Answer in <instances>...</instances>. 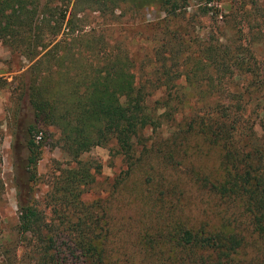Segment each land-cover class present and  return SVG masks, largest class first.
<instances>
[{
    "label": "trees",
    "instance_id": "1",
    "mask_svg": "<svg viewBox=\"0 0 264 264\" xmlns=\"http://www.w3.org/2000/svg\"><path fill=\"white\" fill-rule=\"evenodd\" d=\"M178 1L185 7L187 0H0V40L33 61L29 179L51 127L72 161L49 184V217L31 200L18 204L24 258L0 247V264H264V60L253 53L264 43V10L253 6L256 33L238 35L235 46L192 51L180 35L165 39L152 53L150 80L135 78L127 51L84 30L86 12L132 16L155 3L169 15ZM92 147L124 169L105 200L84 204L99 167L79 157Z\"/></svg>",
    "mask_w": 264,
    "mask_h": 264
},
{
    "label": "rangeland",
    "instance_id": "2",
    "mask_svg": "<svg viewBox=\"0 0 264 264\" xmlns=\"http://www.w3.org/2000/svg\"><path fill=\"white\" fill-rule=\"evenodd\" d=\"M176 3L179 8L169 15L155 3L132 16H120V11H116L114 17L86 12L87 26L84 30L94 28V34L100 33L108 42L109 49L119 46L127 51L135 78L150 80L153 77L152 53L165 39L180 35L183 49L192 51L202 48L205 43L235 46L238 35L242 40L256 33V30L250 31L249 26L259 23L261 17L253 6L264 10V0H187L183 8L180 7L183 5L181 1ZM61 34L43 53L60 39ZM254 49L255 58L263 62L264 43L255 44ZM180 56L177 65L184 63V55ZM32 62L11 52L0 40V247L10 252V258L14 254L17 261L22 256L24 258L26 244L15 230L18 204L31 200L49 217L46 198L49 184L58 174V169L72 164L70 157L55 144L57 134L51 127L52 137L40 150L35 178L29 179L31 169L26 166V141L33 116L26 87L32 77L29 75ZM38 77H46L44 66L40 67ZM158 96L155 93L147 102L150 104ZM79 160L92 161L99 167L98 173L93 175V182L81 196L82 202L105 200L111 192L113 180L124 169L119 157H111L104 147H92Z\"/></svg>",
    "mask_w": 264,
    "mask_h": 264
}]
</instances>
